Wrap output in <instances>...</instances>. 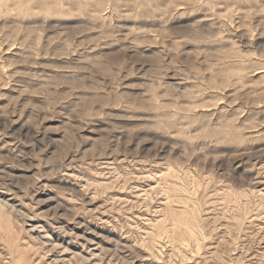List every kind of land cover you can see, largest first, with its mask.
<instances>
[{
    "label": "rangeland",
    "instance_id": "1",
    "mask_svg": "<svg viewBox=\"0 0 264 264\" xmlns=\"http://www.w3.org/2000/svg\"><path fill=\"white\" fill-rule=\"evenodd\" d=\"M0 264H264V0H0Z\"/></svg>",
    "mask_w": 264,
    "mask_h": 264
},
{
    "label": "bare ground",
    "instance_id": "2",
    "mask_svg": "<svg viewBox=\"0 0 264 264\" xmlns=\"http://www.w3.org/2000/svg\"><path fill=\"white\" fill-rule=\"evenodd\" d=\"M179 218H180V217H179ZM195 226H196V225H195ZM184 227H185V226H184ZM190 231H191V230H190ZM188 233H189V235H190V233H193V232H192V231H191V232L188 231ZM188 233H187V234H188ZM194 241H195V240H194Z\"/></svg>",
    "mask_w": 264,
    "mask_h": 264
}]
</instances>
